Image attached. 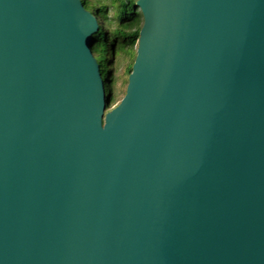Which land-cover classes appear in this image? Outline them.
I'll use <instances>...</instances> for the list:
<instances>
[{
    "label": "water",
    "instance_id": "water-1",
    "mask_svg": "<svg viewBox=\"0 0 264 264\" xmlns=\"http://www.w3.org/2000/svg\"><path fill=\"white\" fill-rule=\"evenodd\" d=\"M134 4L112 106L91 6L0 0V264H264V0Z\"/></svg>",
    "mask_w": 264,
    "mask_h": 264
},
{
    "label": "trees",
    "instance_id": "trees-1",
    "mask_svg": "<svg viewBox=\"0 0 264 264\" xmlns=\"http://www.w3.org/2000/svg\"><path fill=\"white\" fill-rule=\"evenodd\" d=\"M98 20V29L93 34V53L100 64L107 93V103L117 104L121 96H116L115 65L121 55L132 56L126 66V74L131 71L135 57L142 16L135 0H82ZM127 80V78H126Z\"/></svg>",
    "mask_w": 264,
    "mask_h": 264
}]
</instances>
